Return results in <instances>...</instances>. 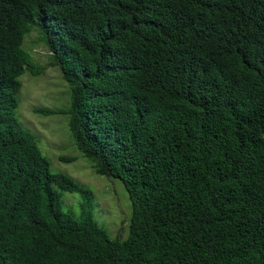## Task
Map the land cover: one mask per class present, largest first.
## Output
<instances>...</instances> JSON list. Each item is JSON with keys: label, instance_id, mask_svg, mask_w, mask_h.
Masks as SVG:
<instances>
[{"label": "trees", "instance_id": "16d2710c", "mask_svg": "<svg viewBox=\"0 0 264 264\" xmlns=\"http://www.w3.org/2000/svg\"><path fill=\"white\" fill-rule=\"evenodd\" d=\"M32 30L77 149L128 192L123 239L16 115ZM0 264H264V0H0Z\"/></svg>", "mask_w": 264, "mask_h": 264}, {"label": "rangeland", "instance_id": "374dc122", "mask_svg": "<svg viewBox=\"0 0 264 264\" xmlns=\"http://www.w3.org/2000/svg\"><path fill=\"white\" fill-rule=\"evenodd\" d=\"M38 36L39 33L32 30L25 36L23 46L30 51L32 63L44 70L39 75L24 72L19 77L22 85L17 95L16 115L23 127L34 134L42 153L50 161L51 169L68 174L88 188L98 223L111 238L123 239L128 233L132 211L128 192L120 179L97 174L92 162L77 149L68 125L69 85L59 68L51 64L49 51L37 41ZM35 109H45L47 113ZM61 157L74 160L65 161ZM60 197L63 209L79 217L80 194L60 191Z\"/></svg>", "mask_w": 264, "mask_h": 264}]
</instances>
